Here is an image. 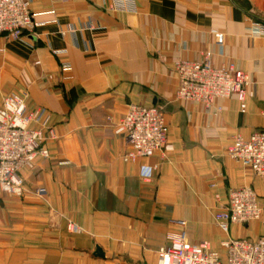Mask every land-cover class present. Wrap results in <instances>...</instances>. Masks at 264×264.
Wrapping results in <instances>:
<instances>
[{"label":"crops","instance_id":"0c3cea01","mask_svg":"<svg viewBox=\"0 0 264 264\" xmlns=\"http://www.w3.org/2000/svg\"><path fill=\"white\" fill-rule=\"evenodd\" d=\"M27 3L32 25L16 41L0 36V105L27 91L56 139L48 159L21 170L22 197L0 190V264H157L182 229L220 253L224 240L264 237V214L228 233L214 221L232 189L252 188L264 206V178L227 155L234 137L263 126L264 0H131L116 11L106 0ZM205 52L214 67L247 75L245 113L235 97L177 99L174 62ZM130 104L161 109L162 153L123 161L129 148L115 128Z\"/></svg>","mask_w":264,"mask_h":264},{"label":"built area","instance_id":"2783aa9c","mask_svg":"<svg viewBox=\"0 0 264 264\" xmlns=\"http://www.w3.org/2000/svg\"><path fill=\"white\" fill-rule=\"evenodd\" d=\"M107 9L116 11L127 8L131 0H106ZM32 25V13L27 0H0V36L9 41L21 38L24 30ZM221 44L222 34H215ZM212 55L205 52L200 62L178 60L173 64L177 77L176 97L185 102L210 106L218 100L235 97L240 113L246 111L247 75L232 64L216 68ZM28 93H9L0 105V190L10 197L20 198L24 193L23 168L32 170L36 158H49L45 147L48 140L56 139L52 128L41 127L46 109L27 107ZM263 126L249 137L236 136L227 148L228 157L249 168L254 176L264 178V112ZM115 134L122 135L128 150L124 162L149 158L164 151L168 128L161 109L156 106H128L118 121ZM156 167H144L143 179H150ZM38 195L43 189L36 190ZM264 214L259 197L250 187L229 190L226 204L214 215L217 228L228 233L231 225L245 226L259 221ZM180 226L185 222L179 221ZM68 230L79 232L69 223ZM168 244L157 252V264H264V237L227 239L220 243L222 253L215 251L208 241L190 243L182 229L167 235ZM114 264H120L118 262Z\"/></svg>","mask_w":264,"mask_h":264},{"label":"water","instance_id":"95a60500","mask_svg":"<svg viewBox=\"0 0 264 264\" xmlns=\"http://www.w3.org/2000/svg\"><path fill=\"white\" fill-rule=\"evenodd\" d=\"M96 251H97L96 253H97L98 255H101L98 249H97Z\"/></svg>","mask_w":264,"mask_h":264}]
</instances>
